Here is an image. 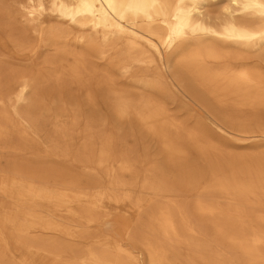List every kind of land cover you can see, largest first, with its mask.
<instances>
[{
	"label": "bare ground",
	"instance_id": "1",
	"mask_svg": "<svg viewBox=\"0 0 264 264\" xmlns=\"http://www.w3.org/2000/svg\"><path fill=\"white\" fill-rule=\"evenodd\" d=\"M172 89L204 108L209 125L179 120ZM51 115L54 124L68 116L54 127L62 139L83 124L81 148L56 146L51 155L106 166V188L66 177L63 167L17 165ZM263 120L264 0H0V155L10 156L0 194L13 205L0 215V264L10 244L25 253L22 264H264ZM123 125L159 144L162 161L140 183L115 175L136 171L114 153ZM132 188L155 199L132 198ZM198 190L192 209L211 226L212 244L173 198ZM144 203L149 224L137 218L131 229L140 251L90 237L105 204L140 217ZM42 205L77 223L60 224Z\"/></svg>",
	"mask_w": 264,
	"mask_h": 264
},
{
	"label": "rangeland",
	"instance_id": "2",
	"mask_svg": "<svg viewBox=\"0 0 264 264\" xmlns=\"http://www.w3.org/2000/svg\"><path fill=\"white\" fill-rule=\"evenodd\" d=\"M170 92L174 95V102L170 106L171 112L176 114L179 120L184 122L186 121V125L188 127H192L196 121H201L202 123L209 125V116L204 108L198 106L190 100L183 98L174 89L170 90ZM100 110L101 114L107 115V110L105 107L101 106ZM53 120V115H51L44 118V120L40 122L38 138L34 140L28 139L27 142H25V145H27L26 147L30 153L26 152L25 154L20 155L18 161L16 162L17 165L28 173H44L43 171L49 172L51 170L60 171L61 167H63L64 170H62V172L64 175H67L66 177L73 179L76 177L83 185L95 180V182L98 181L96 184L97 186L106 188L109 182V178L106 176V166L102 168H96L92 165L86 166L84 164L78 163L72 160L71 157L51 155L50 150L56 146L63 148L68 145L70 151H75L81 148L82 139L77 133L80 130H83V124L80 123L74 133L70 135L69 140L62 139L59 135H56L54 127L55 125H67L68 116H60L58 118V124H54ZM262 123L264 126V120ZM119 128L122 129L119 133V136L114 134L117 137L112 141L116 160H119L120 155L126 154L127 157L134 162L136 171L134 172V175H131L129 173L120 172L117 170L115 175L119 179L126 182H130L136 178V181L140 183L145 177L147 170H149L154 162L162 161V156L159 154V144L155 138L148 137L142 139L139 137V135H132L129 131H126L128 129L125 125L119 126ZM76 131L78 132L75 133ZM13 141L17 142L15 139ZM98 144V141H96V146H98ZM190 157L193 158L195 156L193 155ZM194 160V162L198 163L199 166L202 167L204 165L203 160L199 158ZM9 162L10 156L8 154L0 155V172L9 169ZM113 165L114 168H117L118 164L114 162ZM122 191H119V193H122ZM129 191L131 192L132 198H137L140 196L144 202L155 199L144 192H140L138 188H132ZM197 194H200L199 190L197 192L181 191L180 193L173 195V198L177 204L187 207V210L193 217V220H195L193 222L199 225L200 229L203 231H201L203 234L206 233L205 235H202L203 238H205L208 243L212 244L213 240L211 226L203 218L197 216L192 209L193 201L196 199ZM160 202H167V200L160 199ZM12 206V200L9 197L0 194V215L2 214L1 212L3 209L7 213H12ZM143 207V213L139 217L136 212L130 209L127 210L126 208L120 207L115 210L112 206L105 204L103 207L98 209V216L100 217V224L98 226L87 228L83 223H81V226L87 228L90 237L93 236V238L97 240H102V236L99 237L98 235H108L111 238H114L120 243L126 245L132 251H134V253H136L140 251L141 245L139 240L132 239L131 229L137 218L141 219L142 225L149 224L145 213L152 209V205L144 203ZM40 208V210L45 213L53 214L56 221L60 224L74 226L77 223L75 218L66 217L65 215L59 216L58 212H53V207L42 205ZM105 223L110 225V227H105ZM9 230V227L5 229L7 232H9ZM138 230L139 232L145 233V235H147L144 227H142V229L139 227ZM46 237L60 238L63 242L68 241L69 243H75L72 241H76L72 238L64 237L58 234H50ZM80 243L81 244H78V248L82 250L86 249L85 247L88 244L84 242ZM218 248L221 249L222 246H219ZM4 253V264H22L23 260L25 259V253L13 247L11 244L9 245L8 250H6ZM76 254H78V252H76ZM32 257H34L38 262L45 261L43 258L37 255H32ZM62 257L64 260H70L73 257V253L66 251L62 253Z\"/></svg>",
	"mask_w": 264,
	"mask_h": 264
}]
</instances>
